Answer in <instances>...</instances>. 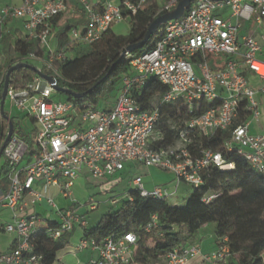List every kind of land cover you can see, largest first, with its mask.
I'll list each match as a JSON object with an SVG mask.
<instances>
[{
	"label": "built area",
	"instance_id": "obj_1",
	"mask_svg": "<svg viewBox=\"0 0 264 264\" xmlns=\"http://www.w3.org/2000/svg\"><path fill=\"white\" fill-rule=\"evenodd\" d=\"M66 1L21 0L18 8L0 10V41L5 22L21 20L24 40L36 42L42 52V57L31 53L5 58L0 51V103L10 68L34 65L51 74L54 80L59 79L53 63L65 62L74 49L96 43L122 21L130 23L149 2L157 4V15L161 16L174 11L181 0H76L84 22L69 29L60 46L50 23L66 11ZM254 17L255 28L248 35H240L243 24ZM156 34L158 40L152 50L123 53L128 70L122 75L112 101L103 99L104 106L79 108L71 102L54 101V90L40 75L31 83L14 88L10 75L5 97L9 105L3 106L7 119L0 105V150L12 124L11 136L1 153L10 174L8 192L0 193V208L10 212L12 222L0 227V232L13 235L14 242L9 251L0 254V264H42L43 256L36 252L35 244L39 231L53 241H60L70 236L73 225H79L83 231L87 229L86 221L73 208L74 202L67 209H59L50 193L56 189L63 199H71V189L84 171L91 179L104 181L134 164L169 172L178 183L197 189L203 185L202 171L233 169V164L226 163L221 154L209 150L193 158L188 150L190 132L204 138L229 132L223 144L225 153L242 158L264 178V136L249 132L250 119L260 115L257 96L264 94V0H194L179 20L167 22ZM205 54L228 60L221 70L213 71ZM249 74L260 81L258 89L251 86ZM150 79L166 88L162 103L182 101L191 114L199 109L200 103L209 106L191 117L185 130L179 131L177 142L166 149L153 148L160 139L156 133L158 111L143 110L135 98ZM241 107L249 117L237 124ZM13 109L32 124L28 136L19 133L21 125L14 118L18 116ZM132 186L141 199L168 202L173 197L163 186L145 191L140 177L133 179ZM214 198L205 196L203 202L209 203ZM132 200L130 192L125 195L124 201ZM91 204L92 201L86 206L90 205L94 211ZM117 204L118 201L111 200V205ZM40 205L50 209L54 216L47 220L36 214L34 209ZM49 222L53 223L51 228ZM156 225L154 216L144 229L149 232ZM221 241L222 245L209 254L201 253L194 244L176 248L160 257V264H188L198 257L203 264L225 263L230 253L225 246L226 238ZM136 244L132 233L98 242L81 236L74 252L94 254L86 264H132Z\"/></svg>",
	"mask_w": 264,
	"mask_h": 264
},
{
	"label": "trees",
	"instance_id": "obj_2",
	"mask_svg": "<svg viewBox=\"0 0 264 264\" xmlns=\"http://www.w3.org/2000/svg\"><path fill=\"white\" fill-rule=\"evenodd\" d=\"M157 11V4L149 2L132 17L130 30L125 36H116L108 30L96 43L74 49L73 56L65 62H54V69L60 77L56 79L58 86L80 95L76 100L63 95L64 101L79 108L83 105L95 106L112 91L116 92L122 75L128 70L123 53L143 38L151 22L158 17ZM83 22L84 17L78 11L77 1L67 0L66 11L51 21L50 30L55 33L61 46L66 40L67 31ZM157 40L158 35L155 34L141 50L132 54L152 50ZM31 53L42 57L37 43L25 41L18 33L8 54L24 57ZM40 74L45 75L34 65L18 69L11 74L13 81L10 85L14 88L22 87ZM165 92L166 88L156 79H150L141 93L135 95L143 110L158 111L156 131L160 139L153 144L156 149L172 147L179 138V131L185 130V124L190 118L209 107L200 103L197 105L199 109L191 114L182 101L162 103L161 96ZM242 108L239 110L237 124L249 117ZM14 118L20 122L26 119L24 115ZM168 121L176 123L178 129H170ZM19 133L22 135L21 130ZM189 137L191 144L188 150L193 158L200 157L203 150H209L221 154L226 163L233 164V169L225 172L215 168L202 171L200 177L203 185L191 189V196L181 207L167 201L141 199L136 192L131 191L132 202L123 201L117 212L105 216L96 226L84 230L83 238L98 242L108 237L132 233L137 239L132 264H160V257L176 248L183 249L193 245L199 229L214 224L217 248L222 245L221 240L226 238L225 246L230 253L226 262L220 264H264V178L251 170L242 158L225 153L223 144L229 138V132H217L210 138L190 132ZM9 174L8 165L1 163V194H6L3 185L8 183ZM210 195L215 198L204 203L203 198ZM154 216L157 225L146 232L144 228ZM47 225L51 228L53 223L49 222ZM68 238L53 241L44 231H39L35 244L36 252L43 256L42 264L59 262L58 254L68 245Z\"/></svg>",
	"mask_w": 264,
	"mask_h": 264
},
{
	"label": "rangeland",
	"instance_id": "obj_3",
	"mask_svg": "<svg viewBox=\"0 0 264 264\" xmlns=\"http://www.w3.org/2000/svg\"><path fill=\"white\" fill-rule=\"evenodd\" d=\"M255 17L252 19L251 22H246L243 24V29L239 32L240 35H248L249 31L255 28ZM130 23L129 21L125 20L122 21L116 25H114L111 28V31L116 35V36H125L128 34V31L130 30ZM263 27V26H262ZM69 57H72L73 55H68ZM14 57V56H11ZM205 59L208 64L211 63L213 60L214 62H220L224 64L228 58L224 56H219V57H214L213 55L210 54H205ZM46 76L52 77V75H48L47 73L45 74ZM118 88V86H117ZM115 94V91H112L107 95V99L111 100L113 99ZM52 98L54 101H64L63 95H60L58 93H53ZM103 102V99H100L98 103L99 105ZM9 105V100L6 99L4 106L7 108ZM104 106V105H103ZM182 108L184 105L181 106ZM13 114L14 115H19L13 109ZM21 125V132L25 136H28V132L32 129V124L29 122L28 119H24L20 122ZM167 125L169 126L170 129L172 130H177L178 125L172 121H168ZM156 137V136H155ZM159 138V136H157ZM3 158H0V163L2 162ZM147 169L144 167L139 166L138 168H131V169H126L125 172L120 175L116 176L113 179H108L104 181H98V180H93L89 177L87 172H82L79 176V179L74 183L73 188L71 189V199L67 201V206H71V202H74L73 208L76 210L77 216L83 217L84 221L87 223V228H92L96 226L99 221L104 218L105 216L112 215L115 212H117L124 201L125 195H127L131 187L129 184L132 182V180L135 178V176H146L147 175ZM164 173V172H163ZM161 173L162 175H165L166 173ZM187 187L186 185L182 186L180 188V193L178 195V199L180 200V204L183 205L184 202L182 197L185 195L184 188ZM3 188L5 192H8L9 185L8 183H5L3 185ZM167 188H170L167 187ZM133 190V189H132ZM51 196H55L57 191L51 189L50 191ZM111 200H116L118 201L117 205H111ZM178 200V201H179ZM182 200V201H181ZM92 201L93 206H95V210L91 211L90 210V205L86 206L87 203ZM58 203L61 205L63 202L59 199ZM10 212L6 209L0 208V227L6 225L7 223L10 222ZM213 229V227L211 228ZM83 233L82 228L79 227V225H73V229L71 232V235L68 238V245L64 250L59 252L58 254V260L60 262H56V264H86L89 261L90 254L87 251L84 252H79L75 253L74 252V247L78 243L79 239L81 238ZM210 230L207 231H198L197 236L198 238H206L209 236ZM10 236L12 235H7L3 234L0 232V251H3L6 249V246L9 243ZM213 242V240H212ZM152 264V263H151ZM155 264V263H154Z\"/></svg>",
	"mask_w": 264,
	"mask_h": 264
},
{
	"label": "crops",
	"instance_id": "obj_4",
	"mask_svg": "<svg viewBox=\"0 0 264 264\" xmlns=\"http://www.w3.org/2000/svg\"><path fill=\"white\" fill-rule=\"evenodd\" d=\"M20 5H21V0H0V10L4 9V8H18V7H20ZM18 33L21 34L22 36L24 35L21 20H8L5 22V25H4V27L2 29V33H1L2 39L0 41V51L4 55L5 58L11 57L8 54V49L10 46H12L14 38L17 36ZM209 68L213 71H218V70H221L223 68V64L220 62L216 63L212 60L211 63L209 64ZM247 79L254 89H258L260 87V84H261L260 81L256 77H254L253 75H250V74L247 75ZM257 100L259 102L260 115L256 119H250V121H249V132L252 135L264 136V94H259L257 96ZM110 101H112V99L109 100L108 103H110ZM156 133H157V135H159V133L157 131H156ZM3 162L4 161L2 160L1 163H3ZM138 167H139L138 165L129 164L126 166L125 170L127 168L128 169H131V168L135 169ZM125 170L122 173L118 174L117 176L122 175L125 172ZM147 170H149V171H147L146 176H144V175L143 176H135V178H138V177L141 178V184H142V187L145 191H152L156 187H161V186L169 187L170 186V188H168V189L173 193V197L168 202L170 204L178 206V207L184 206V204L186 203V201L188 200V198L191 196V193H192L190 186H188L187 184H184V183H178L176 178L174 177V175L169 173V172H164V171H160V170L153 169V168H150ZM163 172L166 174L162 175L161 173H163ZM184 185H186L187 187L184 188L185 195L182 197L183 201L181 200L184 203H183V205H181L180 204L181 202L178 199V195L180 193V188ZM129 186L131 187L130 192L133 191L134 187L132 186V182L129 184ZM53 190H56V189H53ZM53 198H54V201H55V203L59 209H67L68 208V206H67L68 200L63 199L61 197V195L58 194V192L56 193L55 196H53ZM59 199L63 202V204L60 205L58 203ZM2 209H4V208H2ZM34 212L36 214H38L39 216L47 219V220L50 217H52L51 215L54 216L53 213H50V209L46 208L44 205H40V206L36 207L34 209ZM10 218L11 219H10L9 223L12 222L11 214H10ZM212 227H213V229H211ZM199 230L202 232L210 230V233H209L208 237H206V238L202 237L201 239L198 238V236L196 234L194 245L199 247L201 253H203V254H209V253L215 251L217 246L215 243L216 238H215V233H214V224L205 225V226L201 227ZM212 240H213V242H212ZM13 242H14V236L12 235V236H10V240H9L8 245L6 246V249L3 251H0V254L9 251L13 246ZM89 254H90L89 260H90L91 258L94 257V254H92V253H89ZM188 264H203V263H202L201 259L198 257V258L191 259L188 262Z\"/></svg>",
	"mask_w": 264,
	"mask_h": 264
},
{
	"label": "water",
	"instance_id": "obj_5",
	"mask_svg": "<svg viewBox=\"0 0 264 264\" xmlns=\"http://www.w3.org/2000/svg\"><path fill=\"white\" fill-rule=\"evenodd\" d=\"M194 0H181L176 9L170 13H167V14H163L161 16H158L157 18H155L151 24L149 25V27L147 28L143 38L139 41V42H136L135 44L129 46L127 49H126V52L131 54L135 51H139L141 50L145 45L146 43L156 34V32L164 25L166 24L167 22H170V21H177L179 20L183 14L185 13V10H187L189 8V6L191 5V3L193 2ZM212 1H222V0H212ZM26 67H30L28 65H24V64H20V65H16L12 68H10L6 74V77H5V81H4V86H3V91H2V94H1V112L4 116V112H3V106H4V101H5V97H6V92H7V89H8V82H9V77L10 75L18 70V69H21V68H26ZM41 78L46 81L51 87L52 89L54 90L55 93H58V94H62V95H65L67 97H71L73 99H79L80 98V95L78 94H74L72 93L71 91L69 90H65L61 87L58 86L56 80H54L52 77H49V76H46V75H41ZM5 119H7L5 116H4ZM11 133H12V124L10 123L9 124V135L2 147V149L0 150V158H1V153H2V150L4 148V146L6 145L7 141L9 140L10 136H11Z\"/></svg>",
	"mask_w": 264,
	"mask_h": 264
},
{
	"label": "bare ground",
	"instance_id": "obj_6",
	"mask_svg": "<svg viewBox=\"0 0 264 264\" xmlns=\"http://www.w3.org/2000/svg\"><path fill=\"white\" fill-rule=\"evenodd\" d=\"M223 171H227V169H223Z\"/></svg>",
	"mask_w": 264,
	"mask_h": 264
}]
</instances>
